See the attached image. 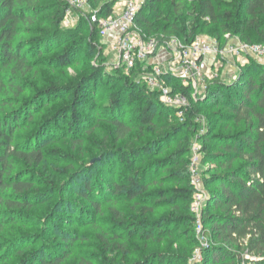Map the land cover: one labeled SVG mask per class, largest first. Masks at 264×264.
<instances>
[{
  "label": "trees",
  "instance_id": "16d2710c",
  "mask_svg": "<svg viewBox=\"0 0 264 264\" xmlns=\"http://www.w3.org/2000/svg\"><path fill=\"white\" fill-rule=\"evenodd\" d=\"M163 3V0H145L135 19L141 34L158 38L160 44L174 38L190 44L203 35L202 28L210 24L216 25L214 35L219 42L225 35H230L244 43H264V0H168L170 8L165 12ZM55 6V20L59 25L67 10L66 0H58ZM101 8L99 18L113 14V4L106 3ZM47 11L43 0H0V264H60L64 260V255H54L48 260L47 253H51L48 250H55L52 249L54 245L49 246L42 237H32L40 221L36 215L45 210L42 205L47 204L60 188L49 177L40 178L38 169L43 167L47 154L57 158L59 151L49 148L50 143L43 145L34 138L27 137L20 142L18 134L34 120L29 114L35 102L60 94L67 95L72 104L68 113L69 130L76 134L84 127L80 113L73 105L79 106L86 101L82 81L71 87H61L55 81L40 79L41 88L37 83H31L29 96L21 97L22 92H26L24 80L37 63L31 61L26 49H39L41 53L43 45L41 41L30 40L27 46L18 40ZM90 24L98 36V24L92 21ZM144 27L148 29L147 34ZM57 33L62 34L59 28ZM99 56L102 62L103 56ZM55 57L64 66L70 65L68 52ZM93 69L96 75L102 74L101 65ZM141 70H144L143 66L137 65L131 71L144 74ZM149 70L145 71L148 73ZM165 81L177 93L191 98V89L182 86L180 81L172 77ZM145 93L149 101L144 105L140 101L135 104L134 89L128 95H112L104 101L103 109L110 115L111 130L118 139H124L139 124H158L170 137L184 132L178 145H181L182 153H189L193 130L181 123L175 108L162 103L159 107L154 100V94L158 92L147 89ZM208 96L215 101L214 107L220 105L222 97L226 101L214 114L223 124L221 130L215 135L206 134L203 147L204 164L215 167L204 181L208 187L217 190L211 192L212 198L204 211L207 227L204 232L210 244L203 250L202 264H264V66L251 60L231 85L215 81ZM23 99L19 102L22 109L12 110L18 104L16 101ZM127 102L135 104V121L132 123L119 119L116 113ZM153 108L158 112H153ZM23 112L27 115L24 120L20 114ZM188 112L192 117L198 113L195 107ZM140 137L139 134L132 137V147L115 151L129 172L122 184L114 187V196L125 194L134 200L145 188L143 171L136 164L141 153L147 150L141 147ZM39 184L44 185L46 191ZM50 187H54L51 193L47 191ZM92 190L87 184L79 194L99 209L100 203L91 195ZM176 192L186 194L189 190ZM210 208L216 213L210 212ZM112 217L118 226L121 225L116 210ZM60 240L65 245L72 242L64 236ZM111 247L103 251L104 259L115 263L114 256L109 254L113 252Z\"/></svg>",
  "mask_w": 264,
  "mask_h": 264
},
{
  "label": "rangeland",
  "instance_id": "374dc122",
  "mask_svg": "<svg viewBox=\"0 0 264 264\" xmlns=\"http://www.w3.org/2000/svg\"><path fill=\"white\" fill-rule=\"evenodd\" d=\"M57 1L43 0L47 13L18 40L26 44L30 40H38L43 45L41 53L39 49H26L31 61L37 63L24 80L26 92H22L21 97L29 96L31 83H37L41 88L40 79L55 81L61 87H71L82 81L86 101L79 106L73 105L79 111L84 127L76 134L69 130L68 113L72 104L67 95L60 94L35 102L29 114L34 116V120L18 133L20 142L27 137L34 138L43 145L50 143L49 148L59 151L57 158L47 154L43 167L38 169L40 178L49 177L60 188L47 204L42 205L45 210L36 215L40 221L35 226L38 230L32 232L33 239L42 237L49 246L54 245L52 249L55 250H48L51 253H47V259L64 255L60 264H202L203 250L210 244L204 232L207 228L204 211L212 198L211 192L217 190L208 187L204 181L215 167L204 164L203 147L206 134L220 132L223 124L214 114L223 108L226 101L222 97L220 105L214 107L215 101L208 96L209 90L215 81L231 85L243 67H234L232 61H219L218 58L217 64L211 68V77L205 82L206 89H201L196 97L189 99L190 109L195 107L197 115L192 117L186 112L184 116L177 117L193 130L189 153H182L181 145H178L185 136L184 132L170 137L167 130L158 124H139L132 128L127 138L118 139L119 136L111 130L110 115L104 112L103 103L112 95H128L134 89L135 104L139 101L143 105L148 104L145 90L149 87L145 76L152 71L141 70L144 74L137 75V72L119 65L116 52L110 47L111 40L103 38L100 33L97 36L90 22L93 16H98L103 4L111 3L115 9L124 0H88L84 11L75 10L70 16L65 15L59 25L55 20ZM136 1L142 5L145 0ZM163 2L165 12L170 6L168 0ZM58 28L62 34L57 33ZM142 29L147 34L148 29ZM215 30L216 25L210 24L202 28L204 33L200 36L219 42L214 35ZM64 52L69 53L68 66L55 57ZM99 55L103 56L102 62ZM100 65L103 69L99 76L93 68ZM174 92L177 93L175 89ZM154 96L159 107L162 106L159 92ZM23 101H16L18 104L10 110H21ZM135 104L125 103L116 112L118 118L126 123L135 121ZM152 111L158 112V109L153 108ZM20 114L23 120L26 119L24 112ZM136 134L142 136L139 138L143 144L141 147L147 148L136 163L143 171L145 188L136 199L130 200L125 194H112L114 187L122 184L129 172L115 151L121 147H132L130 141ZM87 184L94 189L91 195L99 201V209L79 194ZM40 187L46 191L44 185ZM53 188L47 191L51 193ZM176 190L189 192L183 194ZM211 208L210 212H215ZM113 210L120 216L119 226L113 220ZM63 236L72 242L65 245L60 240ZM110 246L113 252L109 254L114 256L115 263L104 259L103 251Z\"/></svg>",
  "mask_w": 264,
  "mask_h": 264
},
{
  "label": "built area",
  "instance_id": "2783aa9c",
  "mask_svg": "<svg viewBox=\"0 0 264 264\" xmlns=\"http://www.w3.org/2000/svg\"><path fill=\"white\" fill-rule=\"evenodd\" d=\"M66 3L65 15L68 17L75 10L84 11L88 0H66ZM140 6L136 0H124L111 16L99 18L95 15L92 22L98 24L100 36L110 38V47L116 52L119 65L128 71L137 65H142L144 70L151 69L152 72L145 76L147 87L158 91L160 101L167 107L175 108L179 117L190 110V98L185 94L175 93L166 84L167 77L190 88L191 97L194 98L201 89H206L205 82L211 77V68L217 64L218 58L219 61H232L234 67L239 65L240 68L251 60L264 64V43H244L230 35H225L223 43L198 36L190 44L178 38L160 44L158 38H148L136 27L135 19ZM195 161L199 162L197 156Z\"/></svg>",
  "mask_w": 264,
  "mask_h": 264
},
{
  "label": "bare ground",
  "instance_id": "6f19581e",
  "mask_svg": "<svg viewBox=\"0 0 264 264\" xmlns=\"http://www.w3.org/2000/svg\"><path fill=\"white\" fill-rule=\"evenodd\" d=\"M231 82V81H230Z\"/></svg>",
  "mask_w": 264,
  "mask_h": 264
},
{
  "label": "crops",
  "instance_id": "0c3cea01",
  "mask_svg": "<svg viewBox=\"0 0 264 264\" xmlns=\"http://www.w3.org/2000/svg\"><path fill=\"white\" fill-rule=\"evenodd\" d=\"M110 39V38H109Z\"/></svg>",
  "mask_w": 264,
  "mask_h": 264
}]
</instances>
